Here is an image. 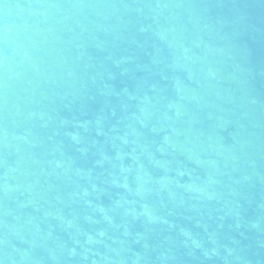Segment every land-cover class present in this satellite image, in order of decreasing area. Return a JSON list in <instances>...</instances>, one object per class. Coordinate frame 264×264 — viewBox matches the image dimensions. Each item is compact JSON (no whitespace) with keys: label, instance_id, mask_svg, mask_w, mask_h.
Listing matches in <instances>:
<instances>
[{"label":"water","instance_id":"obj_1","mask_svg":"<svg viewBox=\"0 0 264 264\" xmlns=\"http://www.w3.org/2000/svg\"><path fill=\"white\" fill-rule=\"evenodd\" d=\"M0 264H264V0H0Z\"/></svg>","mask_w":264,"mask_h":264}]
</instances>
